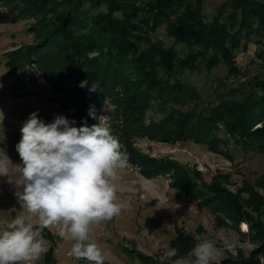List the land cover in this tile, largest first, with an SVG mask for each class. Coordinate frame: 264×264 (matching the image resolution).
<instances>
[{"label": "trees", "instance_id": "16d2710c", "mask_svg": "<svg viewBox=\"0 0 264 264\" xmlns=\"http://www.w3.org/2000/svg\"><path fill=\"white\" fill-rule=\"evenodd\" d=\"M87 1L93 7L104 2L108 9L93 13L84 7ZM204 3L205 0H0V23L34 19L35 42L9 57L12 62L17 59V80L33 79L39 72L47 79L56 78L57 90L63 91V103L79 98V109L71 118L74 127L95 124L94 116L98 117L104 102L111 100L124 112L117 127L131 135L171 142L192 140L218 149L225 139L220 133L224 126V131L248 149L260 150L264 142V81L240 97L235 94L238 89H233L208 108L198 110L192 106L200 99L197 88L170 76L175 65L184 69L198 55L179 58L173 46L165 47L151 37V32L164 24L174 41L197 43L203 51L211 50L208 70L221 60L231 71L237 70L234 50L242 40L255 36L256 42H261L264 37V0H225L209 21L203 12ZM84 81L86 86L81 87ZM92 85L95 91H90ZM132 158L142 164L146 174L168 167L165 161L140 154ZM174 178L191 198L211 208L223 225H238L245 219L250 222L251 236L257 244L249 254L212 264H261L264 222L252 218L238 196L219 184L197 182L184 174ZM195 237L177 227L169 247L185 254L197 242Z\"/></svg>", "mask_w": 264, "mask_h": 264}, {"label": "rangeland", "instance_id": "374dc122", "mask_svg": "<svg viewBox=\"0 0 264 264\" xmlns=\"http://www.w3.org/2000/svg\"><path fill=\"white\" fill-rule=\"evenodd\" d=\"M223 1L205 0L206 20L213 19ZM84 7L93 13L108 9L104 2L93 7L87 1ZM33 22L34 19H23L17 23H0V112L3 114L0 149L14 164L21 162L15 145L21 139L20 129L30 114L37 113L45 123L64 116L74 127L71 118L79 109V98L63 103V91L57 90L56 78L47 79L39 72L33 79L17 80V59L12 62L9 57L35 42ZM151 37L165 47L173 46L179 58L198 55L192 65L184 69L175 65L170 75L172 80L180 79L197 88L200 99L192 106L198 110L208 108L233 89H238L235 94L240 97L264 81V37L261 42H256L255 36L242 40L241 46L234 50L238 64L235 71L228 69L224 60L208 70L206 64L211 50L203 51L197 43L174 41L164 24L151 32ZM122 114L121 108L107 100L98 116L107 117L112 134L122 143L129 159V167L119 171L117 181L118 201L125 206L119 215L93 224L89 229L90 240L97 243L105 255L104 264H159L158 257L169 247L177 227L212 239L217 249L213 261L238 258L240 254L247 256L257 244L252 239L249 220H242L238 225H223L216 213L191 198L174 176L184 174L197 182L219 184L245 203L244 208L251 212L252 218L264 222V142L260 143V150L248 149L237 137L224 131V126L220 133L225 139L218 149L192 140L171 142L131 135L117 127ZM136 154L165 161L168 167L146 174L142 164L132 158ZM19 183L16 172L0 176V221L23 214L36 224L37 218L21 209L17 202L15 193L22 190L16 186ZM43 236L47 252L38 264H89L70 254L74 241L70 237L61 238L57 226L45 229Z\"/></svg>", "mask_w": 264, "mask_h": 264}, {"label": "clouds", "instance_id": "9594fccd", "mask_svg": "<svg viewBox=\"0 0 264 264\" xmlns=\"http://www.w3.org/2000/svg\"><path fill=\"white\" fill-rule=\"evenodd\" d=\"M95 90L92 85L90 91ZM94 118L97 123L77 128L64 116L45 123L33 112L15 145L21 162L14 164L0 149V176L19 174L16 186L22 190L15 193L17 202L38 221L33 224L23 214L0 221V264H38L47 252L43 232L52 226L58 227L61 238L74 241L70 254L77 260L104 264L105 255L90 240L89 229L119 215L125 206L118 201L117 181L119 171L129 167V159L107 117ZM195 239L185 254L167 247L158 257L159 264H212L215 242L206 235Z\"/></svg>", "mask_w": 264, "mask_h": 264}, {"label": "bare ground", "instance_id": "6f19581e", "mask_svg": "<svg viewBox=\"0 0 264 264\" xmlns=\"http://www.w3.org/2000/svg\"><path fill=\"white\" fill-rule=\"evenodd\" d=\"M243 226H244V227H246V226H247V224L244 222V223H243Z\"/></svg>", "mask_w": 264, "mask_h": 264}, {"label": "crops", "instance_id": "0c3cea01", "mask_svg": "<svg viewBox=\"0 0 264 264\" xmlns=\"http://www.w3.org/2000/svg\"><path fill=\"white\" fill-rule=\"evenodd\" d=\"M261 264H264V258H262V262H261Z\"/></svg>", "mask_w": 264, "mask_h": 264}]
</instances>
